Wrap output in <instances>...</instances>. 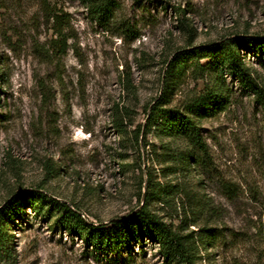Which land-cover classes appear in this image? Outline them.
<instances>
[{"label":"rangeland","instance_id":"rangeland-1","mask_svg":"<svg viewBox=\"0 0 264 264\" xmlns=\"http://www.w3.org/2000/svg\"><path fill=\"white\" fill-rule=\"evenodd\" d=\"M102 1L113 8L98 22L91 8ZM260 36L264 0H0V208L36 192L98 225L144 207L185 235L215 230L202 264H264V108L254 95L224 76L225 109L197 120L207 148L198 165L186 142L143 128L153 104L185 111L215 83L201 59L165 89L176 52ZM240 52L264 90V61ZM55 218L26 207L0 264H164L149 240L96 254Z\"/></svg>","mask_w":264,"mask_h":264},{"label":"trees","instance_id":"trees-1","mask_svg":"<svg viewBox=\"0 0 264 264\" xmlns=\"http://www.w3.org/2000/svg\"><path fill=\"white\" fill-rule=\"evenodd\" d=\"M112 8L113 5L109 1H102L91 8V13L98 22H104L110 16ZM177 13L181 14L179 11ZM240 51H250L257 55L260 61H264V36L234 37L221 43L176 52L166 66L165 89H171L166 86L169 84L168 78L173 79L185 71L188 63L194 62L197 65L201 59H204L205 63L198 65V70L201 72L204 68L205 72L212 74L215 83L195 95L185 111L163 109L160 102L153 104L143 126L144 134L146 130L151 129L163 137L186 142L195 149L194 156L198 165L200 159L197 153L204 159L207 157V148L200 135L198 121L225 109L228 103L227 96L223 95L225 75L254 95L255 100L264 108V90L250 77L242 62ZM135 137L137 138V135ZM191 155L190 159L193 158ZM26 207L39 217L51 219V216H56L53 222L55 226L77 234L86 248H92L94 253L105 257L123 250L133 252L135 245L143 248L145 240H149L157 245L158 254L164 264H202L200 251H206L208 245L217 238L216 231L207 227L199 228L198 232L182 234L144 207L126 219L94 225L66 204L31 192L14 196L0 208V243L7 244L5 235L7 237L8 225L18 216H22ZM5 248H8V244Z\"/></svg>","mask_w":264,"mask_h":264}]
</instances>
